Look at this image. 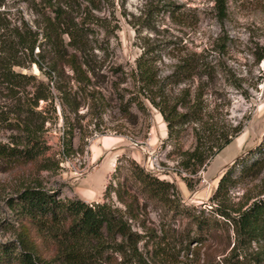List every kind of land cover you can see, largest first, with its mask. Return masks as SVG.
I'll return each instance as SVG.
<instances>
[{
  "label": "rangeland",
  "instance_id": "rangeland-1",
  "mask_svg": "<svg viewBox=\"0 0 264 264\" xmlns=\"http://www.w3.org/2000/svg\"><path fill=\"white\" fill-rule=\"evenodd\" d=\"M48 5V0H0V25H6L0 28V61L8 57L3 41L11 39V29L36 37L30 54L14 47L9 61L18 64L9 69L18 81L7 83L0 78V110L7 121L18 123L15 127L0 121V143L23 134L22 114L17 111L26 108L31 113V135L43 147L36 161L25 165L0 159V243L14 240L18 233L19 216L7 200L21 187L37 185L57 191L61 199L77 197L122 208L111 189L126 176L122 167L130 161L173 183L174 198L181 206L208 215L218 203L210 197L219 176L264 136V58L257 57L264 54V0H227L223 17H218L214 0H69L61 7L74 21L88 17L90 30L82 37L83 52L73 50L61 34V53L62 57L74 53L86 78L77 76L63 60L51 68L55 57L38 28L44 14L52 15ZM141 54L155 60L159 80L173 71L180 57L199 54L198 59L212 70L211 76L196 74L170 83L169 95L174 98L183 88L190 90V96L202 92L217 121L242 125L238 135L195 175L180 166L178 154L194 145L192 125H183L176 139L167 138L161 114L139 91L136 66ZM39 94L46 98L37 100ZM139 97L144 111L135 104ZM66 130L72 132L70 153L62 152ZM115 164L120 169L112 178ZM182 176L194 180L192 189ZM261 177L264 167L258 177L240 178L226 195L228 208L235 210L246 196L255 195ZM108 183L111 186L103 195ZM165 210L160 204L147 203L142 213L146 232L171 237L193 228L184 212ZM131 226L141 231L136 222ZM233 241L231 226L221 228L207 239L203 256L207 254L209 264H216Z\"/></svg>",
  "mask_w": 264,
  "mask_h": 264
},
{
  "label": "trees",
  "instance_id": "trees-1",
  "mask_svg": "<svg viewBox=\"0 0 264 264\" xmlns=\"http://www.w3.org/2000/svg\"><path fill=\"white\" fill-rule=\"evenodd\" d=\"M68 3L69 0H48L52 15L44 14L42 26L38 28L55 57L51 59V68L56 61L63 60L77 76L86 78L75 54L62 57L61 53V34L67 36V44L73 50L83 52L82 37L90 30L88 17L83 15L74 21L61 7ZM214 5L218 17H223L227 0H214ZM0 28H6V25H0ZM10 31L11 39L3 41L6 42L8 57L0 61V78L7 83L18 81L9 69V65L18 64L17 61H9L14 58V47L26 49L30 54L36 38L29 37L18 28ZM198 56L180 57L173 71L160 80L154 73V59L141 54L136 66L141 84L139 91L161 114L166 123L167 138L176 139L183 125H192L194 145L178 153L180 166L190 175H195L242 129L241 124L227 126L217 121L215 109H210L205 103L202 92L190 96V90L183 88L176 97L169 95L167 86L170 83L181 82L196 74L211 76L212 70ZM257 57L258 60L263 59L264 54ZM44 98L46 95L43 94L36 96L37 100ZM135 104L140 111L146 109L140 97L136 98ZM28 110L21 108L17 111L22 114L23 134L12 135L8 143H0V159L6 163L25 165L36 161L43 153L41 143L31 135V113ZM0 121L18 126V123L7 121L1 110ZM71 139V130H66L61 142L62 152L72 151ZM239 162L242 165L236 175ZM263 167L264 136L259 145L239 157L219 176L210 197L218 203L208 215L203 210L195 213L181 206L174 198L173 183L142 170L134 161L122 167L126 169V176L111 187L122 208L104 201L88 203L77 197L61 199L55 190L25 185L7 200L19 216V230L14 240L0 243V264H209L207 254L203 256L207 253V239L221 228L230 226L234 244L216 264H264V195L260 196L264 193L263 177L257 185L260 187L258 192L246 196V202L239 208L230 210L225 203L226 195L240 178L246 174L258 177ZM119 169L115 164L112 178ZM181 178L189 189L194 187V180L186 176ZM110 186V183L105 186L103 195ZM147 203L160 204L166 212H184L193 228L171 237L165 233L146 232L142 213ZM132 221L141 231L132 229ZM253 243L254 249L251 248ZM148 246H151L150 250ZM180 255L183 258H179Z\"/></svg>",
  "mask_w": 264,
  "mask_h": 264
},
{
  "label": "crops",
  "instance_id": "crops-1",
  "mask_svg": "<svg viewBox=\"0 0 264 264\" xmlns=\"http://www.w3.org/2000/svg\"><path fill=\"white\" fill-rule=\"evenodd\" d=\"M104 159H109L110 160V158H109V156H106V158H104ZM99 165V164H98ZM113 165V162L111 163V166ZM98 167V166H97Z\"/></svg>",
  "mask_w": 264,
  "mask_h": 264
}]
</instances>
